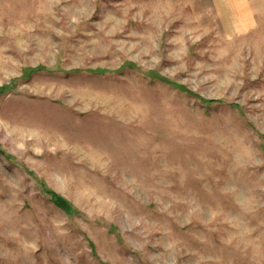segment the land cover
<instances>
[{
    "label": "rangeland",
    "instance_id": "1",
    "mask_svg": "<svg viewBox=\"0 0 264 264\" xmlns=\"http://www.w3.org/2000/svg\"><path fill=\"white\" fill-rule=\"evenodd\" d=\"M247 4L0 0V264H264Z\"/></svg>",
    "mask_w": 264,
    "mask_h": 264
},
{
    "label": "crops",
    "instance_id": "2",
    "mask_svg": "<svg viewBox=\"0 0 264 264\" xmlns=\"http://www.w3.org/2000/svg\"><path fill=\"white\" fill-rule=\"evenodd\" d=\"M216 6L222 9L226 7H231L236 10V13H247V9H248L247 0H235L234 3L230 1L226 3V0H216Z\"/></svg>",
    "mask_w": 264,
    "mask_h": 264
},
{
    "label": "trees",
    "instance_id": "3",
    "mask_svg": "<svg viewBox=\"0 0 264 264\" xmlns=\"http://www.w3.org/2000/svg\"><path fill=\"white\" fill-rule=\"evenodd\" d=\"M51 195L50 200L52 201L53 205L63 211H68L70 206L69 204L59 195H57L56 193H54L53 191L47 189V192Z\"/></svg>",
    "mask_w": 264,
    "mask_h": 264
}]
</instances>
